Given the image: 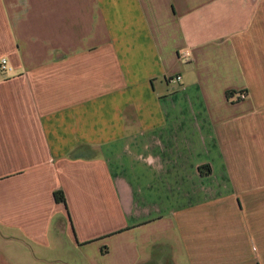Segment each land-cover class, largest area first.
Masks as SVG:
<instances>
[{
  "label": "crops",
  "instance_id": "0c3cea01",
  "mask_svg": "<svg viewBox=\"0 0 264 264\" xmlns=\"http://www.w3.org/2000/svg\"><path fill=\"white\" fill-rule=\"evenodd\" d=\"M4 58L0 264H263L264 0H0Z\"/></svg>",
  "mask_w": 264,
  "mask_h": 264
},
{
  "label": "built area",
  "instance_id": "2783aa9c",
  "mask_svg": "<svg viewBox=\"0 0 264 264\" xmlns=\"http://www.w3.org/2000/svg\"><path fill=\"white\" fill-rule=\"evenodd\" d=\"M183 55H187L188 53L186 52H183L182 53ZM0 69L2 72L6 73V72H11L12 71V68L10 66H8V60L7 59H2L1 62H0ZM173 80H176V81H180L181 80V76L178 75L176 76L175 78H172ZM248 95L246 92H242L239 94V100L240 99H244L246 98Z\"/></svg>",
  "mask_w": 264,
  "mask_h": 264
},
{
  "label": "trees",
  "instance_id": "16d2710c",
  "mask_svg": "<svg viewBox=\"0 0 264 264\" xmlns=\"http://www.w3.org/2000/svg\"><path fill=\"white\" fill-rule=\"evenodd\" d=\"M54 195H55V199H56L58 202H62V203L67 204L66 196H65L63 190H56V191L54 192Z\"/></svg>",
  "mask_w": 264,
  "mask_h": 264
},
{
  "label": "rangeland",
  "instance_id": "374dc122",
  "mask_svg": "<svg viewBox=\"0 0 264 264\" xmlns=\"http://www.w3.org/2000/svg\"><path fill=\"white\" fill-rule=\"evenodd\" d=\"M262 258H263V259H262V263L264 264V256H262ZM254 264H257V263L254 262Z\"/></svg>",
  "mask_w": 264,
  "mask_h": 264
}]
</instances>
